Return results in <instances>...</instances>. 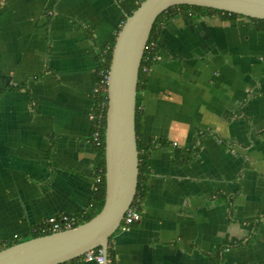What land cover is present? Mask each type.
I'll use <instances>...</instances> for the list:
<instances>
[{
    "label": "crops",
    "instance_id": "1",
    "mask_svg": "<svg viewBox=\"0 0 264 264\" xmlns=\"http://www.w3.org/2000/svg\"><path fill=\"white\" fill-rule=\"evenodd\" d=\"M125 1L0 0V243L90 210L95 74ZM156 33L147 196L110 240L114 264H264V31L206 15Z\"/></svg>",
    "mask_w": 264,
    "mask_h": 264
},
{
    "label": "water",
    "instance_id": "2",
    "mask_svg": "<svg viewBox=\"0 0 264 264\" xmlns=\"http://www.w3.org/2000/svg\"><path fill=\"white\" fill-rule=\"evenodd\" d=\"M196 6L264 21V0H146L128 17L116 39L108 82L106 198L103 210L76 228L35 238L0 252V264H65L102 249L132 207L138 188L136 133L139 72L157 19L170 8Z\"/></svg>",
    "mask_w": 264,
    "mask_h": 264
},
{
    "label": "trees",
    "instance_id": "3",
    "mask_svg": "<svg viewBox=\"0 0 264 264\" xmlns=\"http://www.w3.org/2000/svg\"><path fill=\"white\" fill-rule=\"evenodd\" d=\"M146 0H127L122 3V7L126 12V18L122 24L126 22L127 18L132 16L133 13L141 6V4ZM192 14V16H190ZM206 15H217L222 17L223 20L233 19V18H245L243 16H239L236 14H231L228 12L215 10L211 8H203V7H196V6H177L174 8H170L166 12H164L156 21L153 31L151 33L149 42H148V49L144 53L142 65L139 72V83H138V90H137V111H136V133H137V143H138V152H139V178H138V188L135 200L133 202L132 207H138V203L145 200L147 196V187H146V171H147V162L151 156V153L155 149V146L152 143H144L141 140V91L145 90L147 82L149 80V74L146 73L145 69L149 68L150 70L153 66L158 62V34L156 33L157 30H161L163 27L169 26L172 22L176 19L183 17V18H193L194 16H206ZM253 21L259 30L264 31V21L263 20H255L250 19ZM115 43L110 47L107 54L103 58V60L99 61V69L110 70L111 62H112V55L114 50ZM99 73L96 72L95 76V83L99 79ZM96 103L103 99V94L98 95L96 98ZM106 120H104V127H103V147L96 148L98 152L97 160H96V171L102 177V182L98 186V190L94 194V199L92 202V206L90 210L86 213V215L80 218L79 223L76 227L85 224L95 218L102 210L105 205V198H106V158H105V141H106ZM91 140V139H90ZM194 158V156H192ZM191 157V158H192ZM75 227V228H76ZM51 234H34L32 239L48 236ZM24 242V240H19L14 243H0V252L8 249L14 245ZM109 257L116 262V255L111 245H109L108 250Z\"/></svg>",
    "mask_w": 264,
    "mask_h": 264
},
{
    "label": "built area",
    "instance_id": "4",
    "mask_svg": "<svg viewBox=\"0 0 264 264\" xmlns=\"http://www.w3.org/2000/svg\"><path fill=\"white\" fill-rule=\"evenodd\" d=\"M192 16V14H190ZM148 49V44L146 46L145 51ZM103 60V59H102ZM109 72L110 70H104L98 68L99 79L95 83L93 89V96L96 98L98 95L103 94V99L96 103L94 108V112L92 114V120L94 123V130L91 135V142L96 148H102L103 141V127L104 120L107 119V111H108V82H109ZM146 73H150L151 70L149 68L145 69ZM177 146V144H175ZM102 182V177L98 173L95 179V187L94 191L98 190L99 184ZM141 219V213L138 207H131L122 222L120 227L121 230L125 231L133 224L139 222ZM80 217L78 216H67L60 215L48 218L45 220L38 229H36L35 233L37 234H54L58 232H62L65 230H70L76 227L79 223ZM119 229V230H120ZM85 262L93 263V264H114V261L109 257H106L105 253L102 249H94L92 251L87 252L83 257Z\"/></svg>",
    "mask_w": 264,
    "mask_h": 264
},
{
    "label": "rangeland",
    "instance_id": "5",
    "mask_svg": "<svg viewBox=\"0 0 264 264\" xmlns=\"http://www.w3.org/2000/svg\"><path fill=\"white\" fill-rule=\"evenodd\" d=\"M247 20H248V19H247ZM21 240H24V242H25V241L32 240V238H31V237H28V238H21L20 241H21ZM15 242H16V241H15Z\"/></svg>",
    "mask_w": 264,
    "mask_h": 264
}]
</instances>
